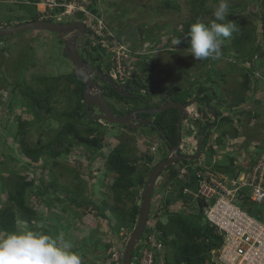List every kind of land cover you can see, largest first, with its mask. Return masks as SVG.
I'll list each match as a JSON object with an SVG mask.
<instances>
[{"label":"rangeland","instance_id":"1","mask_svg":"<svg viewBox=\"0 0 264 264\" xmlns=\"http://www.w3.org/2000/svg\"><path fill=\"white\" fill-rule=\"evenodd\" d=\"M168 1L173 8L165 6L166 0H97L96 6L101 16L99 17L104 20L103 23L117 36L118 41L125 45L124 48H128L133 54L126 60L124 55L128 53L122 50L121 46L112 45V48L116 49L114 55L126 62L124 68L134 71L135 78L148 80L147 83L141 82L145 83V87L157 90V83L152 81L157 79L160 80L159 84L164 90L182 87L187 92L199 89L203 85L207 89H212H205L208 93L216 91L218 97L212 101V109H219V114L228 116L230 123L223 127L224 129L216 128L212 131L209 144L217 150L214 159L223 163L233 159L245 170L250 162L249 156L253 158L262 152L260 158L264 159V151H262L264 149V40L261 22L264 2L263 0H228L230 9L228 20L237 25V31L231 37L225 38L218 59L196 61L182 41L174 46L172 40L176 38L181 40V36H184L183 24L195 23L192 20L199 12L205 14L200 22L210 23L214 19L213 10L219 0H207L203 11L200 10L201 0ZM15 4L16 0H0V22L6 24L8 20L15 21L24 14L22 8ZM43 5L38 8L43 10L45 8ZM62 20V17H56V21ZM241 29H244L250 38L244 46L245 49H238L240 53L236 52L233 42L240 35ZM87 39V36L81 38L82 48L87 45ZM4 48L6 52L2 50ZM258 48H260L259 53L253 56L254 50ZM81 56L85 57V55ZM124 68H121L122 72ZM73 70L74 66L64 54V45L62 46L58 41L56 34L25 30L14 33L0 42V182L3 185L0 192V209L8 200L9 186L15 181L10 170L20 171V174L29 176V180L35 178L37 183L43 176L47 180L51 176L58 178L61 184L71 189L80 183L84 190L81 199L92 201L100 207L104 206V202L115 206L117 204L112 186L116 174L109 170L107 156L120 144L126 146V151L131 156H153L151 148L155 147L157 142L161 143L159 136L161 131L159 130V133L147 124L132 130L127 126L110 125L106 129V139L102 149H88L69 141L65 142L62 148L68 151H64V155L57 160V167L53 172L51 169L54 161L50 157H44L39 162L33 163L28 170L22 168L24 163L30 164L31 161L24 157L18 139H24L28 145L34 146L43 134L44 142H47L61 128L62 123L55 122L48 127V115L45 111L38 112L31 109L24 99H17L18 95L12 97L10 92L14 78L24 76L29 84L43 89L44 85L40 83V78L62 76ZM207 73L211 76L210 82L206 81ZM171 93L174 95L175 92L171 91ZM179 93L182 96V93ZM237 97H243L244 103L232 107ZM10 102H12L11 107L8 106ZM50 103L57 112L65 110L70 104L66 94L61 92H54ZM211 117L214 118L213 113ZM21 122L27 123L23 134L19 133ZM223 132H227L223 138L225 144L218 146L217 138L222 136ZM191 146H187L186 150L192 152L194 149ZM159 147L162 148L163 144ZM4 151L12 156H18L21 162L11 161L5 156ZM159 156L156 158L158 162L162 159V156ZM152 166L153 164L147 163L144 159L138 163L141 172ZM74 171L79 175L77 176ZM162 175L165 176V173ZM167 190L161 176L155 186L149 217L150 222L156 227L159 222L165 224L163 211L160 210L158 216L157 214L169 194ZM45 201L48 204L30 196V203L42 213L43 221L38 222V226L46 225L53 231L58 228L59 232L56 231L58 235L63 234L66 239L74 242L75 247L72 250L81 255L83 264H100L106 253L95 254V247L98 244L103 245V248L110 244L118 246L125 242L132 232L128 228L117 230L122 219L118 211L113 212L107 208L104 210L105 218H103L98 217L92 208L69 207L68 204L64 207L52 198ZM240 206L245 207L243 204ZM170 210L198 215L195 204L177 202L170 207ZM55 214H60L62 217L57 219ZM22 223L20 229L24 230L27 222L22 221ZM57 233L52 236H57ZM6 234L7 232L0 230V237Z\"/></svg>","mask_w":264,"mask_h":264},{"label":"trees","instance_id":"2","mask_svg":"<svg viewBox=\"0 0 264 264\" xmlns=\"http://www.w3.org/2000/svg\"><path fill=\"white\" fill-rule=\"evenodd\" d=\"M42 1L44 2L45 0H16L15 6L22 8L24 14H22L16 20L14 19L15 21H10L7 19L8 21H6V24L4 22L5 25L3 24V21H1L0 27L7 28L36 20L56 21V17L60 16L64 8L56 7L51 12V14L54 16L51 18L48 17V13H50L49 8H46V10H40L38 8ZM96 1L97 0H89L87 9L89 12L99 17L100 15L96 6ZM166 1L167 2H165V6L173 8L171 2L168 0ZM206 4L207 0H201L200 10L203 11ZM77 15L75 17L76 19H85L84 13L80 12ZM204 16L205 14H201L199 12L195 15V18L192 21H200V19H203ZM66 18L69 19L70 17H62V19ZM261 22L262 38L264 40V12L261 15ZM203 23L206 25L210 24L209 22ZM190 25L191 24L188 22L183 24L184 36H181V41L186 48L189 47L186 35L190 29ZM88 31V35H86L88 42L84 47V50L86 52L88 51L89 54H87L91 58L90 61H92V64L96 66V69L101 71L103 74L108 76L113 75V73H116V62L110 59V56L107 54V50L97 42L99 38H97V41H91L89 35H93L94 32L91 30ZM249 38L250 37L246 35L244 29H241L240 35L233 42L234 46L236 47V52H240V49H245L244 46L247 44V40H249ZM3 40L4 38L0 39V42ZM58 41L62 44V46L64 45L61 39L58 38ZM2 50L6 52L5 48ZM258 51H260V48L254 50L253 56L257 55L259 53ZM126 72H129L131 75L129 77H125V80L119 82L120 84L123 83L122 85L124 86L126 92H128L132 87L137 86L143 87L145 89V83L141 82L147 83V79L142 80L139 78L141 82L135 79L133 81H129L127 84H124V81L128 80L129 78L134 79L135 76L134 71H131L130 68L127 69ZM210 78L211 76L208 75L206 81L210 82ZM96 79L102 82V93L104 97L109 99L111 102H115L116 104L120 103V107H124L122 102L125 104L131 103L130 97L119 94L110 84L106 83L98 76H96ZM39 80L40 83L44 85L43 89L36 88L35 86L29 84L24 76H16V78H14L10 94L12 97L18 95L17 99H24L25 103H28L31 109H34L38 112L45 111L48 115V127H51V125L53 123L55 124V122H61L62 126L47 142H44L43 134H41L34 146L28 145L24 139H18L19 144H21V150L24 157L32 162H30V164H27V162L24 163L22 168L28 170L31 167L30 165L33 163L39 162L44 157H50L54 161L53 167L51 169L53 172V169L57 167V160L64 155V151H68L62 148L65 142L69 141H73V143L84 146L88 149H102L106 139V129L108 125L111 124L105 121L95 120L86 111L84 104L85 82L77 76V72L73 70V72L66 75L51 78H40ZM152 81L157 83V91L159 90L161 93L165 92V90L161 87L162 85L159 84L160 80L155 79ZM61 88L62 90L59 91ZM205 89L206 88L202 85L199 87V89L188 90L187 92L184 91L182 87H176L170 90L176 91V93H178L177 96L184 102L188 101L189 99L196 98V103L200 105L199 112L201 114L204 113L205 108L208 110L209 106L206 104V101L210 103L218 97L216 91L213 93H208ZM54 92L66 94L70 102L69 106L61 112L55 111L52 104L50 103ZM179 92L182 93V96ZM147 99L150 98L147 97ZM243 103V97H237L233 102L234 106L232 107H238ZM8 106L11 107L12 102H10ZM215 110L220 122L219 125H216V127L224 129L226 125L230 123V118L228 116H223V114H219V109L215 108ZM115 112L117 115L124 114L122 111L118 112L115 110ZM90 113L93 116L99 115L95 113V108L92 106L90 107ZM209 113L212 114L211 111H209ZM178 117L179 114L174 109L167 110L158 115L157 123L159 127L158 129L154 130L159 132L160 129L162 131L164 136L159 132L161 139L164 140L166 137L173 144L176 143L178 134L176 122ZM209 125V122H207L203 128L208 129ZM26 126V122H21L19 126V133L22 132L21 134H23V132L26 130ZM211 135V130L205 133L202 156L199 164H197L198 161H184L182 163L183 165L181 164L180 168L183 166L189 167V169L186 170L185 177L180 176L182 169L170 168L166 171L165 176L162 179L163 183L166 184V188L168 189L167 193L169 194L166 196L163 206L158 209L157 214L158 216L159 212H161L160 210L163 211L165 224L159 222L157 229L160 231V235L166 246L164 254L166 252L165 257L167 264H212V251L220 249L223 244L222 236L217 233L214 227L204 221L203 207L206 206V202L204 199L195 196L199 190L197 173L199 171H205L207 168H211L213 172L223 173L230 177H238L240 176L241 172L244 171V168L242 166H238L233 159H230L227 163H223L221 160H215L214 157L217 154V150L212 144H209ZM226 135L227 132H223L222 136L217 138L216 144L218 146L225 144L223 138ZM262 151H264V149ZM4 153L5 156H7L11 161L21 162L18 156H12L8 154L7 151H4ZM262 155L263 153L261 152L256 157L252 156L253 158H251V156H249L250 162L248 167L254 166ZM167 156L168 155H165L163 159H165ZM153 157L154 155H143L141 157L131 156L127 153L126 146L123 144L115 147L110 152V154L107 156V165L109 170L116 174L112 186V193L114 195L115 203L117 204L115 206H110L109 203L104 202V206L100 207L95 205L92 201L81 199L80 196L83 195L84 190L80 183L74 189H71L61 184L59 179L53 176H51L49 180L45 179V176H43L40 178L39 183H37L35 178L29 180V176L20 174V171L18 172L10 170L15 178V181L9 186L7 192L8 200L0 209V230L7 233L11 231H21L20 225L22 227V221H26L27 226L24 229L27 228L34 231H41L49 235L59 232L58 228L53 231V229H50L46 225L38 226V222L43 221V218L41 217L42 213L40 210L30 203V196H34L36 200L42 201L44 204H48L45 199L52 198V200L62 206L68 204L69 207L75 206L77 208H92L98 217L103 218H105L104 210L107 208L113 212L118 211L119 214H121L120 216L122 219L118 224L117 230L120 231L122 228H128L132 230L128 236L129 238L135 231L138 223L144 187L149 172L152 168L151 167L147 169L145 172H141L138 168V163L141 161V159H144L147 163H152L154 161ZM74 172L76 173V171ZM76 175L78 176L79 173L77 172ZM2 186L3 185L0 182V192L3 189ZM185 189H189L192 193L184 194ZM177 202H183L187 205L195 204L198 215H188L185 212L171 211L170 207ZM128 204L131 205L128 206ZM262 208V205L251 204L246 209L251 215L262 219V217L258 215L262 212ZM55 216L57 219L62 217L60 214H55ZM111 231H113V229H111ZM98 245L95 247V254H105L109 248L114 246V244H110L103 248V245ZM100 246L101 249H99Z\"/></svg>","mask_w":264,"mask_h":264},{"label":"built area","instance_id":"3","mask_svg":"<svg viewBox=\"0 0 264 264\" xmlns=\"http://www.w3.org/2000/svg\"><path fill=\"white\" fill-rule=\"evenodd\" d=\"M41 4H44L43 10L49 8L48 17L51 18L54 17L51 12L56 7L64 8L58 17L75 18L80 12L84 13L87 29L94 32L89 35L91 41L99 38L97 42L117 64L113 77L125 80L126 62L114 55L116 49L112 47L121 46L128 53L124 55L126 60L131 52L107 28L104 20L88 11L89 0H45ZM121 68H124V72ZM151 151H155V148ZM180 176H186L185 169L181 170ZM197 177L199 190L195 196L206 202L203 207L204 221L223 238L220 249L212 251V264H264V209L258 214L262 219L251 215L246 209L251 204L264 205V159L259 158L254 166H247L238 177L213 172L211 168L199 171ZM191 193L189 189L184 190V194ZM240 204L245 207L242 208ZM160 234L156 225L148 220L146 230L134 249L131 264H167L165 244ZM127 241L128 238L118 246L109 248L100 264H122Z\"/></svg>","mask_w":264,"mask_h":264},{"label":"water","instance_id":"4","mask_svg":"<svg viewBox=\"0 0 264 264\" xmlns=\"http://www.w3.org/2000/svg\"><path fill=\"white\" fill-rule=\"evenodd\" d=\"M25 30L50 32L58 35L59 38L63 41L64 54L67 55L68 60L74 66V69L77 72V76L85 82L84 104L86 111L92 118H94L95 120L105 121L111 125L127 126L129 128H132V126H130V122L134 120L133 115L117 116L116 114H114L106 97L103 96L100 86L97 85V83L93 80L92 74H96L106 83L110 84L119 94L127 96V92L124 86L118 84L113 77L106 76L101 71L94 68L89 62H86L79 52L78 41L83 38L84 35H86L87 33L86 25L84 24V22L72 21L64 24L54 21L36 20L32 22L23 23L17 26L0 29V39ZM91 106L97 107L100 111V114L97 116H93L90 113ZM185 107H187V105H182L178 102H174L169 99L168 104L151 111V113L160 114L170 109H176L183 115ZM212 113L214 117L217 118L216 110L212 109ZM183 118L184 115L179 121V126ZM143 122L145 121H141V123ZM145 124H147L148 126L152 125L149 120H147ZM154 127L158 128L156 124H154ZM133 128L136 129L135 127ZM198 138L199 140L197 145L196 156H180L178 154L179 147H173L172 156L160 162L150 171L144 187L143 200L141 204L138 223L135 231L129 238V241L127 242L126 247L124 249L122 264H131L134 249L146 230L152 208L155 186L158 180L160 179L161 174H163L166 169L174 165L177 161L183 159H190L193 161L199 160L202 154L204 141V131L202 129L199 132Z\"/></svg>","mask_w":264,"mask_h":264},{"label":"clouds","instance_id":"5","mask_svg":"<svg viewBox=\"0 0 264 264\" xmlns=\"http://www.w3.org/2000/svg\"><path fill=\"white\" fill-rule=\"evenodd\" d=\"M229 16L228 0H219L210 24L197 21L190 25L186 39L188 51L196 61L218 59L221 56L225 38L231 37L237 31V25L228 20ZM180 42L179 38L172 40L174 46ZM132 55L131 53L130 57ZM74 247V242L66 239L63 234L54 237L27 228L11 231L0 237V264H83L81 255L72 250Z\"/></svg>","mask_w":264,"mask_h":264},{"label":"flooded vegetation","instance_id":"6","mask_svg":"<svg viewBox=\"0 0 264 264\" xmlns=\"http://www.w3.org/2000/svg\"><path fill=\"white\" fill-rule=\"evenodd\" d=\"M69 19H71V18H69ZM69 19L66 18V19H63L61 22L60 21H54V22H60V23L66 24V23H69V22H72V21H75V20L76 21L79 20V19H76V18L74 20H69ZM64 20H66V22ZM84 20L85 19H83L81 21H84ZM45 21H50V20H45ZM85 24L87 26V23H85ZM0 29H2V28L0 27ZM88 32L89 31L87 29L86 35H88ZM86 35H84V36H86ZM58 38H59V36H58ZM80 40L78 41V49H79L80 54L81 55H85V57L87 59H85V57L83 59L86 62H89L94 68H96V66H94L92 64V61H90L91 58L88 55L89 54L88 51L86 52L84 50V48H82L80 46V42H81ZM130 75L131 74L129 72L125 73V77H129ZM132 75H133V73H132ZM96 76H97L96 74H92L93 80L97 83V85L100 86V88H102L103 84L98 79H96ZM106 76H108V75H106ZM109 76L113 77V75H109ZM135 79L137 81L141 82L139 77L135 78V76H134V79L133 78H129L128 80L124 81V84H127L129 81H131V80L133 81ZM114 80L118 84H120L119 82L122 81L118 77L116 79H114ZM122 84H120V85H122ZM149 88L151 90H148ZM206 90H212V89H207L206 88ZM101 91H102V89H101ZM170 91L171 90H165V92L161 93V92H159V90L158 91L154 90L152 87H145V89L143 87H139V86L132 87L127 92V96L130 97L131 103L125 104V103L122 102L124 107H120V103L116 104L115 102H111L109 99H107V101H108V103H109V105H110V107H111V109H112L114 114H116L115 110L118 111V112L122 111L124 113L122 115H117L116 114L117 116L133 115L134 120L130 122V126H132V128L133 127L139 128L142 125H144L147 120H149L152 123V125H153V126L151 125L150 128L151 129H158V128L154 127V124H156L157 127H159L158 123H157V117H158L159 113L158 114H152L151 111L156 110V109L160 108L161 106H164V105L168 104V100L169 99L174 101V102H178V103H180L182 105H187V107H185V111H184V114H183L184 118L181 121L180 126L178 124H179V121L181 120L183 115L181 114V112H179L178 110L174 109L179 114L178 120L176 122V129H177V133H178L177 134V138H176V143L173 144L166 137H165L164 140L161 139L162 140L161 143H159V142L156 143V146L154 147L155 151H151L152 153H154V155H156L154 157L155 158L154 161L152 163H149V164H153L151 170L156 165H158L160 162H162L163 160H165L168 157L172 156V154H173L172 148L173 147H177V146L179 147L178 148V154L180 156H187V157L196 156L197 145H198V140H199L198 136H199L200 130L202 129L204 131V139H205V133L209 132V130H211V132L214 131L217 128L216 125H219V123H220L218 116H217V118H215V117L212 118L211 114L209 113V111H211V113H212V106H211V104H213L212 102L209 103L208 101H206V104H208V106H209L208 107L209 111L205 108L204 113L200 114V112H199V106L200 105L196 103V98L189 99L188 101L184 102L177 96L178 93H176V91H174L175 92L174 95ZM213 92L214 91H211L210 93H213ZM147 97L150 98V99H147ZM132 100H133V102H132ZM144 102H146V103H144ZM94 108H95V113L96 114H100L99 109L96 108V107H94ZM141 121H145V122L141 123ZM207 122H209L210 125H209L208 129H204L203 127H205ZM109 126L110 125H108V127ZM127 128H129V127H127ZM132 128H130V130H132ZM161 134H163L162 131H161ZM163 136H164V134H163ZM161 144H163L162 148L159 147V145H161ZM189 145H192L191 147H192V149H194L192 152L189 151V150H186V147L189 146ZM159 155L162 156V159L158 162V161H156L157 160L156 158ZM165 155H168V156L165 159H163V157ZM201 156H202V154H201ZM200 159H201V157H200ZM200 159L197 160L198 161L197 164L200 163V161H201ZM184 161L196 162V161H193V160H190V159H183V160L177 161L174 165H172L171 167L166 169L163 173H166V171L169 170L170 168H173V169L180 168L181 164ZM180 169L188 170L189 167L188 166H183ZM161 176H162V179H163L164 176L162 174H161Z\"/></svg>","mask_w":264,"mask_h":264}]
</instances>
